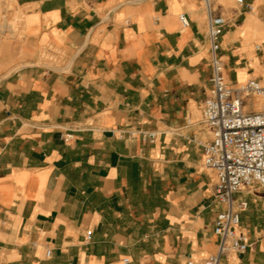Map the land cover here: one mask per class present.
Segmentation results:
<instances>
[{"label": "crops", "instance_id": "0c3cea01", "mask_svg": "<svg viewBox=\"0 0 264 264\" xmlns=\"http://www.w3.org/2000/svg\"><path fill=\"white\" fill-rule=\"evenodd\" d=\"M14 1L23 32L0 31V264H203L224 207L203 160L208 17L227 18L230 82L264 77V0ZM241 200L250 245L222 264H264V187Z\"/></svg>", "mask_w": 264, "mask_h": 264}, {"label": "built area", "instance_id": "2783aa9c", "mask_svg": "<svg viewBox=\"0 0 264 264\" xmlns=\"http://www.w3.org/2000/svg\"><path fill=\"white\" fill-rule=\"evenodd\" d=\"M237 2L253 8L245 0ZM179 18L183 26L189 25L187 13H181ZM226 23L224 15L208 17L212 75L202 114L212 139L204 146V165L216 172L214 194L224 207L217 212L214 222V233L219 237L218 251L204 258L203 264H222L223 255L247 250L250 244L239 226L240 213L248 202L241 200L235 207L234 194L256 185L264 187V100L259 107L251 109L244 99L246 94L264 97V84L257 78H247L243 83H232L227 78L220 55ZM155 137L154 132H142L144 140L154 141ZM90 238L91 231H88L87 239ZM51 252V248H46V256ZM124 262L128 264L129 258H124ZM187 264H193V260Z\"/></svg>", "mask_w": 264, "mask_h": 264}, {"label": "rangeland", "instance_id": "374dc122", "mask_svg": "<svg viewBox=\"0 0 264 264\" xmlns=\"http://www.w3.org/2000/svg\"><path fill=\"white\" fill-rule=\"evenodd\" d=\"M2 1H3V7H2L1 13H0V31L6 32L12 36H20L23 31L21 30L22 28L20 27L19 22L23 23L24 18H25L22 9H20L19 7L16 9L17 5H16V2L14 0H2ZM1 26L4 28H8V29L4 30ZM256 44H260V43L258 41H256ZM256 48L258 49L259 47H256ZM59 54L60 53L58 50L57 51L56 50H49L47 52L44 51L42 53V57L47 58V59H51V60H58ZM221 57H222L224 64H225V73H226L227 78L230 80V78L232 76V78L236 80L238 71L234 67H236V68L239 67L240 63L237 60L232 61V59H229L228 57H224L223 55H221ZM229 66L231 67V71L229 69ZM253 69L254 68H252V70ZM242 76L246 77L245 69H239L238 77L241 78ZM249 77H251V76H249ZM256 78L264 84V77L263 76L256 77ZM258 97H263V96L246 94L244 97L245 103H247L251 109H255L256 107L260 106ZM203 160H204V158H203ZM207 169H210V168H207ZM251 189H253V187L252 188H245L239 192L250 191Z\"/></svg>", "mask_w": 264, "mask_h": 264}, {"label": "bare ground", "instance_id": "6f19581e", "mask_svg": "<svg viewBox=\"0 0 264 264\" xmlns=\"http://www.w3.org/2000/svg\"><path fill=\"white\" fill-rule=\"evenodd\" d=\"M246 81V80H245ZM258 100H259V105L262 103V101L264 100V98L263 97H258ZM263 187V186H262ZM239 192V191H238ZM236 194V193H235ZM235 194H234V196H235Z\"/></svg>", "mask_w": 264, "mask_h": 264}]
</instances>
